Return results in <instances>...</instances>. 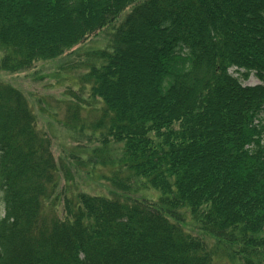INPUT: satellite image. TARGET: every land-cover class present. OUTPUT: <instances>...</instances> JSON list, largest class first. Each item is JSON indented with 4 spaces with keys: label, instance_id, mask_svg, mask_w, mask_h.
Masks as SVG:
<instances>
[{
    "label": "trees",
    "instance_id": "obj_1",
    "mask_svg": "<svg viewBox=\"0 0 264 264\" xmlns=\"http://www.w3.org/2000/svg\"><path fill=\"white\" fill-rule=\"evenodd\" d=\"M126 9L80 79L101 104L90 137L122 145L117 170L101 155L109 197L65 196L52 138L0 82V264H264V0H0V71L56 60Z\"/></svg>",
    "mask_w": 264,
    "mask_h": 264
},
{
    "label": "rangeland",
    "instance_id": "obj_2",
    "mask_svg": "<svg viewBox=\"0 0 264 264\" xmlns=\"http://www.w3.org/2000/svg\"><path fill=\"white\" fill-rule=\"evenodd\" d=\"M129 10L123 12L117 23L105 27L90 41L73 47L69 53L56 60L35 63L33 70L15 74L0 71V82L18 89L25 96L38 128L52 138V151L61 163V190L63 182L69 179L65 171H70L72 188L67 189L65 196L84 192L109 197L114 192L110 182L106 180L109 178L107 171L111 168L100 163L103 160L101 155L109 157L108 164L112 168L113 165L116 166L117 170L115 162L121 158L122 145L108 142L104 147L99 142L100 139L90 137L89 133L101 104L90 98L88 86L81 84L80 79L91 65H97L94 53L107 47L114 27L124 19ZM242 73L243 70L237 71L234 67L228 70V74L239 78L242 86H256L260 83L253 73L246 79L241 78ZM75 107H79L77 117L80 121L71 128L67 121L71 117V109ZM131 190L136 198L157 201L160 197L156 190L143 188L140 180L132 183ZM3 213L0 194V218ZM182 226L189 233H194L186 223H182Z\"/></svg>",
    "mask_w": 264,
    "mask_h": 264
}]
</instances>
